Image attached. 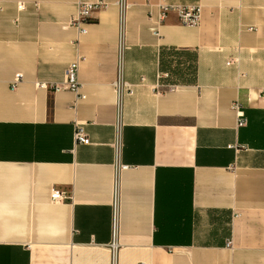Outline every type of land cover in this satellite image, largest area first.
Here are the masks:
<instances>
[{"label":"crops","instance_id":"1","mask_svg":"<svg viewBox=\"0 0 264 264\" xmlns=\"http://www.w3.org/2000/svg\"><path fill=\"white\" fill-rule=\"evenodd\" d=\"M96 1L0 0V264H264V0Z\"/></svg>","mask_w":264,"mask_h":264},{"label":"built area","instance_id":"2","mask_svg":"<svg viewBox=\"0 0 264 264\" xmlns=\"http://www.w3.org/2000/svg\"><path fill=\"white\" fill-rule=\"evenodd\" d=\"M120 6H123V3L120 1L118 3ZM107 4L103 0H98L96 2H85V3H79L78 10L76 15L70 20V26L73 27L77 33L78 37L82 35H86L88 33V24L92 20L93 13L97 11L100 8L106 7ZM25 9V5L23 3H20L18 5V10L23 11ZM170 14H176L180 23L183 26L189 27V28H195L200 25L201 21V12L199 7H191V6H183L179 4H173L168 2L167 0H162L159 4V14L157 20H155L156 25L159 26L161 23L166 20V18ZM155 36L160 38L161 34L159 29H157L154 32ZM79 42L77 41V44ZM83 61V57L78 55L75 62L70 64L68 68L65 71V78L63 82L61 83H54V84H38V87L42 89L49 90L54 93H59L63 91H69L71 92L75 97V104H77L78 101L84 100L86 96L82 93L83 84L80 82L79 73H80V66ZM23 81V75L22 74H16V76L13 78V80L10 82V89L15 91L19 87L20 83ZM114 88L117 94H120L123 88L126 87V84H124L121 80V77L119 76L115 82H114ZM232 109L236 112L237 118H238V127H243L246 125V117L244 113V107L239 102L236 101L233 103ZM74 139L77 144L82 145H90V139L85 132L84 128L82 126H77L75 133H74ZM245 149V147H243ZM121 170L128 169V166H122L120 168ZM65 194L63 192L53 190L51 194V201L53 203H61L63 200H65ZM117 203H118V194L117 190L114 194V200L112 202L115 216H116V209H117ZM114 228L116 229L115 225ZM115 242L113 243V246L115 247ZM227 246H231V242L227 243Z\"/></svg>","mask_w":264,"mask_h":264}]
</instances>
